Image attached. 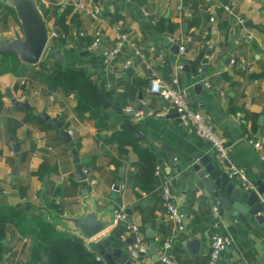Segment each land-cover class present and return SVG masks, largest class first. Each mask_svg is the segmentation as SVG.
<instances>
[{"label":"crops","instance_id":"0c3cea01","mask_svg":"<svg viewBox=\"0 0 264 264\" xmlns=\"http://www.w3.org/2000/svg\"><path fill=\"white\" fill-rule=\"evenodd\" d=\"M78 1L37 0L50 32L38 65L25 64L17 56L0 57V208H13L29 219H45L59 232L81 238L96 260L100 258L96 242L114 236L123 243L132 238L134 244L147 248L148 253L136 260L130 255L135 264H165L167 241L172 242L167 253L174 264H208L211 238L220 235L231 244L218 264H264V221L244 225L223 208L215 218L212 210L218 205L196 186L191 172L198 158L210 156L225 172L230 164L244 169L248 183H238L245 190L264 185V116L259 126L264 110V0H99L108 26H102V44L94 50L89 44L98 24L75 7ZM230 4L231 10L225 11ZM57 20L60 26L55 28ZM119 20L124 22L121 32L135 48L126 44L116 58L107 60L104 52L117 41L111 29ZM55 30L59 36L52 35ZM23 36L15 9L0 3V43ZM174 45L179 47L178 54L173 52ZM56 49H61V65L52 58ZM205 58L210 64L204 78ZM227 58L251 65L254 75L232 63L218 73ZM60 67L84 72L100 96L125 113L135 111V116L111 112L106 119L102 106L95 115L80 112L76 94L51 91L40 76L54 75ZM155 77L169 87L179 81L191 106L228 148L227 160H221L210 142L189 132L178 118H168L173 112L157 116L167 106L151 92ZM197 84H205L210 92L196 94ZM24 102L51 119H62L72 142H65L60 130L44 120H30L29 112L15 107L14 103ZM139 112L143 117L138 121ZM125 123L145 138L136 140L132 135L138 147L156 158V182L147 192L137 184L138 152L133 145L122 152L114 136L130 132ZM255 141L261 142L260 149L253 146ZM162 147L171 150L174 163ZM74 149L88 177L87 193L76 175ZM165 187L186 214L182 232L166 216L161 195ZM118 214L125 218L118 219ZM86 217L105 223L106 230L93 239L85 238L77 223ZM6 239L7 264L25 262L32 240L14 226L8 228ZM152 245L155 255L149 253ZM126 252L130 254L129 247Z\"/></svg>","mask_w":264,"mask_h":264},{"label":"water","instance_id":"95a60500","mask_svg":"<svg viewBox=\"0 0 264 264\" xmlns=\"http://www.w3.org/2000/svg\"><path fill=\"white\" fill-rule=\"evenodd\" d=\"M98 4L99 0H92ZM0 3L5 4L15 9L18 20L23 28V39H15L8 43H0V57L4 56H17L23 63L29 65H38L46 49L48 47L50 32L47 21L38 8L37 0H0ZM60 26V22L57 20L55 28ZM59 34V32H57ZM173 52L179 53V47L173 46ZM211 56L210 53L207 54ZM53 60L61 65L63 61L61 49H56L52 55ZM210 64L209 58L202 60V74L206 77L207 66ZM231 59L227 58L223 62V68L218 70V73H223L225 68L230 67ZM219 83V79H218ZM196 94L202 92H210V88H207L205 84H197L195 87ZM102 108L101 114L104 118H108V114L114 112L118 115L125 114L129 117L135 116L134 112L125 113L120 109L118 104H111L105 97L101 96ZM16 108L25 110L26 112H32L35 116L41 118L55 129L60 130V135L65 142H72L70 134L64 130L63 120L51 119L46 113H38L33 110L28 102L14 103ZM143 108V106H141ZM263 115L260 117L259 126L263 125ZM177 114H173L168 118H178ZM124 128L128 129L136 140H144L145 138L139 134L130 123H125ZM261 136V131L258 132ZM151 142L150 138H147ZM164 151L168 153V157L172 163L173 157L171 156V150L166 147H162ZM16 154L19 153V148L14 146ZM73 162L76 166V175L81 182L84 192L87 193V174L84 172L81 166L80 158L77 151L74 149L72 152ZM192 179L196 186L203 191L206 197H212L218 208L224 209L229 215L236 218L241 224L250 223L255 220L258 224L264 221V185L259 184L256 190H245L241 184L236 180L230 179L229 175L219 165L215 158L210 156H201L191 166ZM77 228L81 234L87 239H93L98 235H101L106 230L107 225L94 217L82 218L77 223ZM4 246L8 245L7 239L3 242ZM134 244L132 238H128L123 243L121 240L114 236H107L102 240L96 242L95 251L106 264H135L130 254L126 252L127 247H131ZM151 255L156 254V250L152 245L150 247ZM42 264H47V260H43Z\"/></svg>","mask_w":264,"mask_h":264},{"label":"trees","instance_id":"16d2710c","mask_svg":"<svg viewBox=\"0 0 264 264\" xmlns=\"http://www.w3.org/2000/svg\"><path fill=\"white\" fill-rule=\"evenodd\" d=\"M40 76L51 91L61 89L66 95L76 94L78 96L77 110L80 112L98 114L102 106L101 96L96 84L84 72L60 67L54 75L41 73ZM28 117L30 120L43 122L41 118L31 112L28 113ZM253 124L257 128L256 120ZM114 136L122 152L128 145H133L138 152L140 157L138 165L141 173L137 184L141 190L147 192L156 182L155 155L147 149L138 147L132 134L128 131L117 133ZM10 226H14L23 237L30 238L33 243L29 258L22 264H42L45 259L47 264H102L87 249L81 238L66 232H59L51 222L45 219H29L26 213H21L10 207L0 208V264L9 262L5 258L9 248L2 242L6 239Z\"/></svg>","mask_w":264,"mask_h":264},{"label":"built area","instance_id":"2783aa9c","mask_svg":"<svg viewBox=\"0 0 264 264\" xmlns=\"http://www.w3.org/2000/svg\"><path fill=\"white\" fill-rule=\"evenodd\" d=\"M231 6L232 4L224 6L225 11H230ZM75 7L79 11H82L85 15L92 17L97 22L98 28L94 32L93 39L89 44V49L94 50L99 48L103 40L102 26H108L106 16L102 11L101 6L91 1L81 0L75 3ZM123 26L124 22L122 20H119L118 25L111 29L117 36V41L108 51L104 52V57L107 60L116 58L121 53L123 47L126 44H130L126 38V35L120 30V28H122ZM52 35L59 36L60 33L58 34L55 30ZM130 46L135 48L134 44H130ZM137 55H139V52H137ZM261 60L264 66V52L261 54ZM231 63L235 66L237 65L242 68H246L251 74L254 73V69L251 65H246L244 62L239 61H232ZM127 65L130 66L131 62H128ZM151 92L160 97L167 106L165 111L157 114L158 117L166 116L167 112H173L172 114H177L179 116V121L189 132L193 133L203 141L210 142L214 146L215 151L219 158H221V160L228 159V148L225 146L222 139L216 134L214 128L205 120L203 114L195 110L191 106L188 101L187 91L181 88L180 83L177 79L174 80L173 85L169 87L165 86L161 82V80L155 77L151 82ZM142 117V112L136 114V119L138 121L141 120ZM252 144L255 149L261 148L260 141H255ZM261 159L264 161V157H262ZM226 172L229 175L230 179L240 181L243 184L248 183L244 169L230 164ZM161 195L162 204L168 220L174 224L179 232L184 231L186 214L183 213L177 206V202L172 191L169 189V187H165L163 188ZM212 212L215 218L219 217V208L217 206L213 207ZM117 217L120 220H123L125 218L123 214H118ZM133 230L136 231V228H134ZM230 244L231 242L228 237L214 235L211 238L208 264H218L222 254L225 253V251L230 247ZM171 247V241H167L164 244L163 248L165 250V253L162 256V261L165 264H174L167 253L171 249ZM129 251L132 259L134 260L148 253L147 248L142 246L140 242H137L136 244H133L131 247H129ZM97 261H101V259L97 258Z\"/></svg>","mask_w":264,"mask_h":264}]
</instances>
